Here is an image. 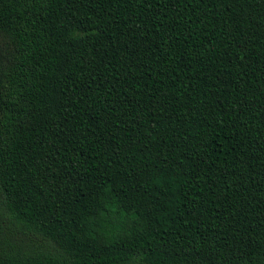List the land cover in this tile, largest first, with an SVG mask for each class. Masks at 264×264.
<instances>
[{"label": "trees", "instance_id": "obj_1", "mask_svg": "<svg viewBox=\"0 0 264 264\" xmlns=\"http://www.w3.org/2000/svg\"><path fill=\"white\" fill-rule=\"evenodd\" d=\"M0 264H264V0H0Z\"/></svg>", "mask_w": 264, "mask_h": 264}]
</instances>
